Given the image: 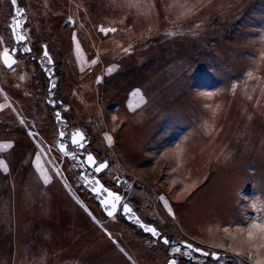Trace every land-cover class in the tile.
<instances>
[{
  "label": "rangeland",
  "instance_id": "374dc122",
  "mask_svg": "<svg viewBox=\"0 0 264 264\" xmlns=\"http://www.w3.org/2000/svg\"><path fill=\"white\" fill-rule=\"evenodd\" d=\"M198 1L18 0L21 44L0 0V53L31 48L11 70L0 59V264L264 260L247 232L251 204L264 209V0ZM222 25L233 36L213 45ZM76 129L83 149L70 144ZM86 153L172 243L104 214L81 177Z\"/></svg>",
  "mask_w": 264,
  "mask_h": 264
},
{
  "label": "snow or ice",
  "instance_id": "6c2138e0",
  "mask_svg": "<svg viewBox=\"0 0 264 264\" xmlns=\"http://www.w3.org/2000/svg\"><path fill=\"white\" fill-rule=\"evenodd\" d=\"M18 3V0H11V4L13 6H16ZM24 13H25V8L23 7H17L15 9L14 15L11 18V22L9 23L8 27L12 33V37L19 43L23 44L25 42L26 39H28V37H26L24 34H22L23 29L25 27V23H26V18L22 19V17H24ZM100 31L104 32L105 35H107L109 32H115L117 31V29L115 28H110V29H105L103 27L100 28ZM171 34V33H170ZM44 51H43V58L47 59L49 54L47 51V46L44 45L42 46ZM19 51H23L25 53L31 52V48L30 47H24L23 49H17L13 46H5L3 48V52L0 53V59H2L3 64L8 68V69H12L16 64H17V60L14 57V55L19 52ZM125 51H127V49H125ZM51 62V61H49ZM92 63H96L95 60L92 61ZM248 75L250 76L251 73H248ZM53 87H55V85H53ZM235 87V86H234ZM6 106V105H5ZM59 113H57V119H59ZM21 123H23V121H21ZM65 135V133L63 131L60 132V136L63 137ZM76 136L80 137V141H83L85 139V136L83 135V133L81 132H76L73 134V139H72V143L74 145H77L78 147H84V145L82 143H80V141H77L75 139ZM109 143L111 142V137H107ZM61 149H63V145H61ZM36 159H40V155L37 154ZM86 161L89 165H97L95 167V172L96 173H100L102 172L106 167H107V163H98L96 159L93 157V155L89 154L87 155ZM0 166H3L4 171H8L7 165H5L3 163V161H0ZM59 174V173H57ZM49 177L45 176L44 177V183H48ZM92 192L94 194H96L97 198L100 197V192L103 191L105 193H107L108 196L111 197V200H107V199H103L101 200V204L103 206H105L106 208H108V206L110 205V208H108L107 210V215L109 217L114 216V214L117 213L118 211V205L121 204V200L122 197L121 195L117 194L114 191H109L107 188L104 187L103 184H101L100 189H96L95 187L91 188ZM161 199H163V197H161ZM122 209H123V213L125 214H131L132 213V208L129 207L128 204L124 203L122 204ZM251 209L253 211V213H259V215L253 216L249 218V222H248V227H247V232H248V237L250 239L253 238H258L262 243H260L259 245H254V247H264V209L258 208L256 203H252L251 204ZM169 211H171V209H169ZM144 230L151 233L153 237H161V234L157 231V229L155 227H148V226H143ZM163 244L165 245H169L170 243H172L169 238L167 237H161ZM186 247L188 249H191L193 246L191 244H187ZM173 251L175 253H180L181 249L179 247L173 249ZM195 251H201L200 249H195ZM203 255L208 256V255H212L214 258L216 257L215 253H203ZM170 264H176L175 260L170 261ZM257 264H264V260H258Z\"/></svg>",
  "mask_w": 264,
  "mask_h": 264
},
{
  "label": "water",
  "instance_id": "95a60500",
  "mask_svg": "<svg viewBox=\"0 0 264 264\" xmlns=\"http://www.w3.org/2000/svg\"><path fill=\"white\" fill-rule=\"evenodd\" d=\"M17 8V5L16 6H13V9H14V12H15V9ZM22 34H23V32H22ZM25 35V34H24ZM26 36V35H25ZM14 39V38H13ZM14 41H15V43H19V42H17L15 39H14ZM26 41H27V39L25 40V42L24 43H26ZM26 47H29V45L28 44H26ZM43 51H44V49H43ZM13 58H15L16 60H17V58L14 56ZM48 59H49V61H51L50 63H52V60H51V58L48 56ZM2 60V59H1ZM3 63V62H2ZM5 66V65H4ZM6 67V66H5ZM7 68V67H6ZM8 69V68H7ZM81 132V133H83V131L82 130H80V129H76L74 132H72V134H71V136H70V143H71V145H73V146H76L77 148H79V149H83V147L81 148V147H78L77 145H74L73 143H72V139H73V134L74 133H76V132ZM83 135L85 136V134L83 133ZM59 137L62 139V138H64V136L63 137H61L60 135H59ZM75 139L77 140V141H80V137L79 136H76L75 137ZM84 141H85V139L83 140V141H80V143H82L83 145H84ZM61 145H63V149H61ZM58 146H59V148H60V150L61 151H66V149H67V147H66V144H64V143H62L61 141L59 142V144H58ZM89 154H91V155H93V157L96 159V161H97V163H98V160H97V158L95 157V155L93 154V153H86L85 155H84V158L83 159H81L80 157H78V160H81L82 161V164L86 167V168H89V169H95V167L97 166V165H89L88 163H87V161H86V158H87V155H89ZM99 163H107V167H108V162L106 161V160H104V161H102V162H99ZM106 167V168H107ZM105 168V169H106ZM104 169V170H105ZM103 170V171H104ZM102 171V172H103ZM94 173H95V176L92 178V179H87L86 177H85V172H82L81 173V177L83 178V180H85V181H88V182H90L91 183V188L92 187H95L96 189H100V187H101V184H103V182L100 180V178L97 176L98 174H100V173H96L95 172V170H94ZM104 185V184H103ZM104 187L105 188H107L105 185H104ZM109 191H114V190H112V189H110V188H107ZM91 190V189H90ZM91 192H92V190H91ZM114 192H116V191H114ZM93 193V192H92ZM104 192L103 191H101L100 192V197H99V203H100V205H101V207H102V209L104 210V212H105V214H106V216L107 217H109L108 215H107V210H108V208H110V205L108 206V208H106L105 206H103L102 204H101V200H103V199H107V200H111V197L110 196H108L107 195V193H105V194H103ZM117 194H119V195H121V197H122V200H121V207H122V204H124L122 201H123V195L122 194H120V193H118V192H116ZM94 194V193H93ZM94 195H96V194H94ZM126 204H128V203H126ZM120 205H118L117 207H118V209H119V207H120ZM129 205V204H128ZM129 207H131L130 205H129ZM132 208V207H131ZM133 210V209H132ZM121 213L125 216V218H126V220L127 221H129V222H134V223H136L144 232H147V231H145L144 230V227L143 226H148V227H155L153 224H149V223H145L144 221H142L141 219H140V217L134 212V211H132V213L131 214H125V213H123V209H121ZM115 215V214H114ZM113 217V216H112ZM156 228V227H155ZM157 229V228H156ZM157 231L159 232V230L157 229ZM147 233H149V232H147ZM160 233V232H159ZM151 234V233H150ZM152 235V234H151ZM156 238V237H155ZM181 244L182 245H184L185 247H186V245L187 244H191L193 247L191 248V249H189V250H191V251H193V252H196V253H198V254H201V255H203V253H209L208 251H206V250H204V249H202V248H199V247H196L195 245H193L192 243H190V242H187V241H182L181 242ZM200 249L201 251H195V249ZM216 254V253H215ZM217 255L218 254H216V257H217ZM203 256H205V255H203ZM212 256V255H211ZM213 257V256H212ZM214 258V257H213Z\"/></svg>",
  "mask_w": 264,
  "mask_h": 264
},
{
  "label": "trees",
  "instance_id": "16d2710c",
  "mask_svg": "<svg viewBox=\"0 0 264 264\" xmlns=\"http://www.w3.org/2000/svg\"><path fill=\"white\" fill-rule=\"evenodd\" d=\"M247 1H250V0H247ZM252 1V0H251ZM199 2V4L197 3V5L198 6H207V4L209 3V1H207V2H205V1H203V0H201V1H198ZM237 3H236V7L239 5V2L240 3H245V0H238V1H236ZM254 3V2H253ZM242 5V4H241ZM254 5V4H253ZM194 6V5H193ZM193 6H191V7H193ZM195 7V6H194ZM172 9V8H171ZM100 10H104V9H100ZM169 12H170V10H169ZM229 12H227L226 13V15L228 14ZM242 13V12H241ZM243 13H244V11H243ZM221 16L219 15V20L220 19H223L224 20V17H222V18H220ZM218 19V17L216 18H214V20H217ZM66 20H68V19H66ZM222 21V20H221ZM66 23V22H65ZM180 25V24H179ZM181 25H182V23H181ZM179 27H182V26H179ZM196 26L195 25H192V26H190V28H192V29H194ZM169 29V28H168ZM171 31L172 32H175L173 29H169L168 30V32L169 33H171ZM231 31V30H230ZM195 32V34L197 33L196 31H194ZM212 33H213V31H211ZM215 33H213L210 37H209V40H212L213 41V45H215V44H218V46H220L221 45V41L223 40V37H226V38H231L232 36H233V34H230L229 32L227 33V34H224V27H223V25L221 26V31H220V35H217L218 37H216L215 35H214ZM219 37H221V38H219ZM219 38V39H218ZM217 39V40H216ZM216 41H218V43L216 42ZM209 43V42H208ZM212 44V43H211ZM180 46V45H179ZM178 46V47H179ZM159 49V48H158ZM159 50H161V49H159ZM162 51V50H161ZM161 51H159L158 52V54H159V57H160V52ZM170 54V53H169ZM178 54V53H177ZM175 55H176V53L174 54V55H169V56H172L171 57V59H169V61H167V63L169 64L170 63V60L172 61L174 58H175ZM173 62V61H172ZM171 62V63H172ZM13 227V226H12ZM12 227H10V231H11V228ZM11 234H12V231H11ZM13 235V234H12ZM10 241H11V239H10ZM161 243H162V239H161V241H160ZM14 244V242H13V240L10 242V244H9V246L12 248V246L11 245H13Z\"/></svg>",
  "mask_w": 264,
  "mask_h": 264
},
{
  "label": "flooded vegetation",
  "instance_id": "af4514ba",
  "mask_svg": "<svg viewBox=\"0 0 264 264\" xmlns=\"http://www.w3.org/2000/svg\"><path fill=\"white\" fill-rule=\"evenodd\" d=\"M69 141H70V139H69ZM71 144V143H70ZM73 146V145H72ZM74 147H76V146H74ZM84 158V157H83ZM83 158H81V159H83ZM81 164H82V161L81 160H78ZM99 162H102V161H98V163ZM97 163V164H98ZM82 166H83V168H84V171H82V172H85V174H86V172L89 170V171H91V172H93V176L92 177H90V178H88L86 175H85V177L87 178V179H92L94 176H95V173H94V170L93 169H89V168H86L83 164H82ZM108 168V167H107ZM106 168V169H107ZM105 169V170H106ZM104 170V171H105ZM103 171V172H104ZM81 172V173H82ZM102 173V172H101ZM100 173V174H101ZM100 174H98L97 176L99 177V175ZM84 181V183H85V185H87V187H88V190L89 191H91L90 189H91V183L90 182H88V181H85V180H83ZM103 184L107 187V188H110V189H112V190H114V191H116V192H118V193H120V194H122V192H120L119 191V189H118V187H116V186H107L104 182H103ZM119 184V183H118ZM92 193V192H91ZM93 194V193H92ZM103 194H105V192L103 193ZM94 195V194H93ZM123 195V194H122ZM94 196H96V195H94ZM97 197V196H96ZM98 202H99V198H98ZM123 203L125 202L124 201V197H123V201H122ZM100 204V203H99ZM100 207H101V205H100ZM101 209H102V207H101ZM121 209H122V207H121V205H120V207H119V209H118V211H117V213L116 214H118V213H120V214H122L121 213ZM102 211L104 212V210L102 209ZM104 214H105V212H104ZM116 214L113 216V217H115L116 216ZM106 215V214H105ZM123 215V214H122ZM124 216V215H123ZM110 218H112V217H110ZM124 218H125V216H124ZM126 219V218H125ZM136 224V223H135Z\"/></svg>",
  "mask_w": 264,
  "mask_h": 264
},
{
  "label": "bare ground",
  "instance_id": "6f19581e",
  "mask_svg": "<svg viewBox=\"0 0 264 264\" xmlns=\"http://www.w3.org/2000/svg\"><path fill=\"white\" fill-rule=\"evenodd\" d=\"M209 154H207L206 156H208Z\"/></svg>",
  "mask_w": 264,
  "mask_h": 264
}]
</instances>
